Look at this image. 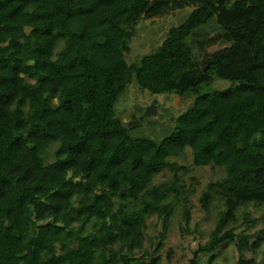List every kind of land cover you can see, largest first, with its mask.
<instances>
[{
  "label": "trees",
  "instance_id": "obj_1",
  "mask_svg": "<svg viewBox=\"0 0 264 264\" xmlns=\"http://www.w3.org/2000/svg\"><path fill=\"white\" fill-rule=\"evenodd\" d=\"M155 4L0 0V264H169L171 222L189 234L192 213L213 209L187 264H217L226 243L255 264L264 228L237 231L264 208V0H171L160 16L191 13L129 63ZM134 82L190 106L166 131L142 125L157 102L126 127L117 107ZM187 157L215 173L199 195Z\"/></svg>",
  "mask_w": 264,
  "mask_h": 264
},
{
  "label": "rangeland",
  "instance_id": "obj_2",
  "mask_svg": "<svg viewBox=\"0 0 264 264\" xmlns=\"http://www.w3.org/2000/svg\"><path fill=\"white\" fill-rule=\"evenodd\" d=\"M171 0H156V4L152 6L149 15L143 20L138 27V33L133 39L130 47L131 52L127 56L129 63L135 62L139 57L147 55L155 49H157L165 40L169 29L179 26L183 20L188 16L192 10L187 9L183 11H177L171 15L165 17L160 16V12L164 6L169 4ZM221 48L220 45L212 46L208 49V53L216 52ZM230 84L224 81H217L214 83L212 90L223 91L229 88ZM157 102L156 116L142 122L143 114L147 108ZM190 101H183L177 96H153L149 93L141 92L138 90L137 85L132 83L128 89L127 94L121 99L117 111L121 116L123 124L128 127L132 121V116L136 115L137 119L142 122V125L146 128L149 124H154L155 130L168 129L173 122L182 113H184L190 106ZM143 115V116H142ZM165 131L162 135L153 137V133L150 130L145 129L143 132L146 137H150L155 140H161L165 136ZM137 137H141V134H137ZM180 166H185L188 169L187 174H184L187 188L190 186L195 187L197 195L203 191L205 184L214 180L215 173H212L209 169L194 168L192 166V160L190 157L184 158L179 161ZM194 177V181L190 178ZM166 176L158 177L155 183L165 181ZM199 184V185H198ZM194 200L192 202L194 203ZM216 206L215 204L213 207ZM251 219L258 220L256 226H245L239 228L237 233L246 232L249 235H255L264 228V208L254 209L249 208ZM217 212L213 209L210 213L202 211H194L192 213V220L189 225V234H183L180 231L177 219L170 224L169 233L165 241V248L162 251L163 260H169V264H187L192 259V252L197 250L199 244H205L208 241V233L211 232L216 224ZM243 213H240L242 216ZM153 236L158 234L154 232V228H151ZM197 232V233H196ZM170 253H167L169 252ZM169 254V255H168ZM217 256V264H236L239 259V254L235 246L231 243H226L219 251L215 253ZM167 256L169 259H167ZM247 260H255V264H264V246H260L255 255H246ZM201 259L207 263V257H201Z\"/></svg>",
  "mask_w": 264,
  "mask_h": 264
}]
</instances>
